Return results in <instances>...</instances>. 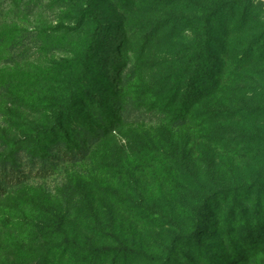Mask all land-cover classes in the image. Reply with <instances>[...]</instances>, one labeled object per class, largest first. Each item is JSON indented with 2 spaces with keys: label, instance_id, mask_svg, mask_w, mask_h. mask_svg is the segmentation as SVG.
Returning <instances> with one entry per match:
<instances>
[{
  "label": "rangeland",
  "instance_id": "obj_1",
  "mask_svg": "<svg viewBox=\"0 0 264 264\" xmlns=\"http://www.w3.org/2000/svg\"><path fill=\"white\" fill-rule=\"evenodd\" d=\"M3 1L0 163L27 171L53 112L109 132L8 189L0 264H264V1L98 0L80 80L85 0ZM191 77L206 92L178 118Z\"/></svg>",
  "mask_w": 264,
  "mask_h": 264
},
{
  "label": "trees",
  "instance_id": "obj_2",
  "mask_svg": "<svg viewBox=\"0 0 264 264\" xmlns=\"http://www.w3.org/2000/svg\"><path fill=\"white\" fill-rule=\"evenodd\" d=\"M4 2L3 0L1 1L0 7ZM97 4L98 0H85L84 6L78 11L79 19L90 21L92 30L86 43L85 50L78 58L79 73L75 80H80L86 75L88 62L94 54L96 40L102 27V21L97 11ZM203 29L205 32L208 31V26H203ZM201 57V54L194 53L190 57V61L194 62V65L198 67ZM195 83L196 81L191 77L185 85H182L181 81H177L172 90H167L169 93L168 97L165 99L167 100L165 105L176 106L178 118L184 116L183 114L187 112L191 105L190 103L199 102L205 95L206 91L195 92ZM73 96L74 92L72 88H70L69 99L73 98ZM69 107L70 104L65 103V108L67 110ZM121 110L122 104L119 103L116 110V113L119 115L117 122L122 119L120 116ZM52 117L54 126L47 127L41 136H33L31 139V146L33 149L28 153V157H26L28 160L27 171L25 169L21 171L16 168H7V166H5L7 164L4 162L0 163V199L7 194L9 188L23 181H27L30 176H49L53 173L52 169H54V166H58L59 162H75L83 159L87 156L90 148L95 145V143L100 142L104 138L101 137L106 136L109 132L105 129L104 124L98 127L94 122L87 124V117L84 118V116L80 123L75 124L73 120L66 118V110L53 112ZM59 130L62 131L60 134L57 133ZM83 143H85V145L82 149L83 152H81L80 147ZM196 226L197 225L194 226L193 233L197 231ZM185 237H187V235H177L173 238V242H177ZM95 249L97 251H116L118 253H123V250H125L121 247L112 248L106 246L97 247Z\"/></svg>",
  "mask_w": 264,
  "mask_h": 264
},
{
  "label": "water",
  "instance_id": "obj_3",
  "mask_svg": "<svg viewBox=\"0 0 264 264\" xmlns=\"http://www.w3.org/2000/svg\"><path fill=\"white\" fill-rule=\"evenodd\" d=\"M264 1V0H263Z\"/></svg>",
  "mask_w": 264,
  "mask_h": 264
}]
</instances>
